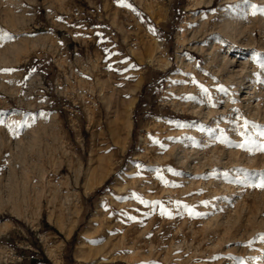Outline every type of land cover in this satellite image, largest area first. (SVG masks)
<instances>
[{
    "label": "rangeland",
    "instance_id": "obj_1",
    "mask_svg": "<svg viewBox=\"0 0 264 264\" xmlns=\"http://www.w3.org/2000/svg\"><path fill=\"white\" fill-rule=\"evenodd\" d=\"M0 30V264H264V0H0Z\"/></svg>",
    "mask_w": 264,
    "mask_h": 264
},
{
    "label": "snow or ice",
    "instance_id": "obj_2",
    "mask_svg": "<svg viewBox=\"0 0 264 264\" xmlns=\"http://www.w3.org/2000/svg\"><path fill=\"white\" fill-rule=\"evenodd\" d=\"M255 14V12L253 13ZM11 39L12 37L10 36V34H7V33H4L3 30H0V40H3V39ZM0 71H13L12 69H5V70H0ZM206 91V90H205ZM249 122L245 121L244 123V128L246 129L247 126H248ZM261 135H264V133H261ZM248 141H245V143H247ZM244 145L242 144L241 147H243ZM259 150L261 152H264V145H261V147L259 148ZM254 187H260V188H264V174H261V178L259 179V183L256 184L254 183L253 184ZM261 239L264 240V235L261 236Z\"/></svg>",
    "mask_w": 264,
    "mask_h": 264
},
{
    "label": "trees",
    "instance_id": "obj_3",
    "mask_svg": "<svg viewBox=\"0 0 264 264\" xmlns=\"http://www.w3.org/2000/svg\"><path fill=\"white\" fill-rule=\"evenodd\" d=\"M100 192V190H98V193Z\"/></svg>",
    "mask_w": 264,
    "mask_h": 264
}]
</instances>
